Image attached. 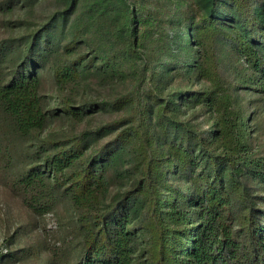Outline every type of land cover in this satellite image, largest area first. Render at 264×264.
<instances>
[{
  "label": "trees",
  "instance_id": "16d2710c",
  "mask_svg": "<svg viewBox=\"0 0 264 264\" xmlns=\"http://www.w3.org/2000/svg\"><path fill=\"white\" fill-rule=\"evenodd\" d=\"M37 1H0V176L73 218L0 264H264V0Z\"/></svg>",
  "mask_w": 264,
  "mask_h": 264
},
{
  "label": "rangeland",
  "instance_id": "374dc122",
  "mask_svg": "<svg viewBox=\"0 0 264 264\" xmlns=\"http://www.w3.org/2000/svg\"><path fill=\"white\" fill-rule=\"evenodd\" d=\"M1 1V0H0ZM54 0H38L35 7L26 12L20 13L18 19H28L30 22H40L47 14L54 10ZM25 13V14H24ZM2 20H17V17H1ZM25 25L24 23H20ZM0 23V39L7 36L21 34V30L15 27L14 30ZM65 125L64 121L53 122L50 129L56 130ZM5 129V127H3ZM1 136L11 145L12 153L21 156L25 154L26 144L14 138L10 132L3 130ZM15 159L7 168L0 165V170L5 174H18L21 169L20 157L14 156ZM3 164V163H2ZM73 212L68 202L59 201L57 207L44 216L34 217L21 204L19 199L12 195L4 186L2 176H0V254H8L11 250L19 248L33 249L40 252L44 258L47 248L59 247L63 242L65 228L72 221ZM77 246L71 248L72 258L77 250ZM20 253L6 264H37L39 260L25 256L19 259ZM29 258L28 262L25 261Z\"/></svg>",
  "mask_w": 264,
  "mask_h": 264
}]
</instances>
